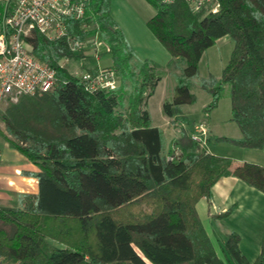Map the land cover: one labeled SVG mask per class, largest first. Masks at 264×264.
Returning <instances> with one entry per match:
<instances>
[{
	"label": "trees",
	"instance_id": "trees-1",
	"mask_svg": "<svg viewBox=\"0 0 264 264\" xmlns=\"http://www.w3.org/2000/svg\"><path fill=\"white\" fill-rule=\"evenodd\" d=\"M155 6L147 27L181 73L162 112L181 124L167 158L162 132L151 126L147 100L161 75L150 59L136 60L110 14L111 0H91L85 18L68 24L55 40L33 29L27 37L37 59L55 69L47 92L21 95L0 119L11 145L39 168L38 193L20 207H0V258L6 264H225L217 257L199 219L196 203L211 197L212 185L235 176L264 192V166L235 162L207 151L213 142L242 148L264 144V0H218L217 12H193L181 0ZM86 23L87 30L81 25ZM97 35L99 55L110 58L113 88H86L59 61L97 59L74 52L68 37ZM228 35L230 57L219 77L200 79L216 107L229 85L231 116L240 138L210 137L200 146L189 137L181 106L194 102L190 79L202 54ZM125 217L116 214L138 208ZM236 233L223 244L228 264H264V239L254 262L238 249Z\"/></svg>",
	"mask_w": 264,
	"mask_h": 264
},
{
	"label": "rangeland",
	"instance_id": "rangeland-1",
	"mask_svg": "<svg viewBox=\"0 0 264 264\" xmlns=\"http://www.w3.org/2000/svg\"><path fill=\"white\" fill-rule=\"evenodd\" d=\"M110 14L123 32L136 60L150 59V61L156 65L157 70L161 75V79L158 82L153 95L148 98V110L152 124L161 129L162 143L166 154H168V149H172L173 155H179V146H173L171 144L172 140L180 135L181 124L171 123V119L169 121V117L163 114L162 105L165 98L172 96L176 85V78L181 73L180 70L185 64H181L180 67L175 69L170 60L171 57L169 53L147 27L146 22L155 14V6L151 2L148 0H111ZM84 45L86 48L84 50L82 49L84 53L83 55L91 56L92 47H94L93 41L90 40L85 42ZM98 47L100 49V42ZM232 47L233 43L230 40V37L226 35L217 39L215 44L202 54L198 62L197 73L190 79V92L195 97L194 102L181 106L183 114L189 121L188 125L184 126L191 129L194 123L204 122L211 130L208 138H214L217 136H225L228 138L241 137L237 124L230 120L231 107L229 85H224L216 107L208 111L205 110V108L210 101V96L200 87V79L207 78L210 74L217 77L220 76L222 68L230 57L229 55ZM74 52L79 51L75 50ZM97 61V64L99 65L97 67L102 68V63L109 62V56L104 54L100 57L98 52ZM59 64L67 68L72 75L78 77L82 76L87 69L92 67L91 62H89V59L87 58H85V60L83 58H63L59 61ZM105 69L111 70L109 68ZM114 78L116 85L117 79L116 77ZM8 105L9 103L4 106L0 113H3ZM0 123L3 124L1 119ZM215 143L216 142H213L209 146H215ZM216 147H219L222 151H226L227 148L230 150L234 149V146H231L226 142H219ZM216 147L210 148L211 150L216 151ZM170 155L171 154H168L167 158H171ZM140 207L141 209H144L145 204L141 203L140 206L138 205V208L129 206L125 211L118 212L116 216H119L121 219V217H125L128 212L132 214L134 211L137 212ZM2 263L6 264L3 260Z\"/></svg>",
	"mask_w": 264,
	"mask_h": 264
},
{
	"label": "built area",
	"instance_id": "built-area-1",
	"mask_svg": "<svg viewBox=\"0 0 264 264\" xmlns=\"http://www.w3.org/2000/svg\"><path fill=\"white\" fill-rule=\"evenodd\" d=\"M160 4H172L177 0H155ZM193 12L202 14L217 12L218 0H181ZM91 8V0H4L0 31V112L8 103H15L21 95L47 92L55 84V69L37 59L31 53L27 40L33 29L46 38L55 40L64 37L68 24L85 18ZM83 30L88 26L84 22ZM73 51H82L85 42L93 41L92 55L98 59L99 40L97 35L84 40L67 38ZM115 73L97 68L93 73L85 71L80 76L86 88H113ZM189 137L200 146H205L209 130L204 122L194 123ZM0 264L2 260L0 259Z\"/></svg>",
	"mask_w": 264,
	"mask_h": 264
},
{
	"label": "crops",
	"instance_id": "crops-1",
	"mask_svg": "<svg viewBox=\"0 0 264 264\" xmlns=\"http://www.w3.org/2000/svg\"><path fill=\"white\" fill-rule=\"evenodd\" d=\"M3 3L4 0H0V31ZM102 64L110 66V58L108 63ZM150 121L151 126L158 127L152 124L151 116ZM208 130L210 134L209 127ZM2 133H5L4 125L0 123V207H20L25 195L35 196L38 193L35 174L39 168L21 155ZM218 143L208 145L207 151L235 162L247 161L264 166V144L259 148H242L230 143L234 149L222 151L216 147ZM210 147H216V151ZM196 210L217 257L223 263L228 264L223 244L232 233L239 237L238 249L247 262H254L264 239V192L233 175L223 176L212 185L211 197H202L196 203Z\"/></svg>",
	"mask_w": 264,
	"mask_h": 264
}]
</instances>
